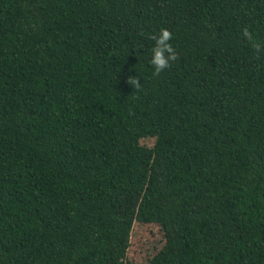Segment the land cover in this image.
Wrapping results in <instances>:
<instances>
[{
    "label": "trees",
    "instance_id": "1",
    "mask_svg": "<svg viewBox=\"0 0 264 264\" xmlns=\"http://www.w3.org/2000/svg\"><path fill=\"white\" fill-rule=\"evenodd\" d=\"M0 264H264V0H0Z\"/></svg>",
    "mask_w": 264,
    "mask_h": 264
},
{
    "label": "clouds",
    "instance_id": "2",
    "mask_svg": "<svg viewBox=\"0 0 264 264\" xmlns=\"http://www.w3.org/2000/svg\"><path fill=\"white\" fill-rule=\"evenodd\" d=\"M243 36L249 41H253V37L247 28L243 29ZM155 41V46L152 49V58L150 64L154 68L153 75L158 76L164 69L170 67L171 62L176 61L178 56L174 51L172 44L169 42L172 39V34L166 29H161L159 35L151 37ZM252 47L256 53L261 51L259 43H252ZM127 83L132 88L139 89L140 81L138 78L129 77Z\"/></svg>",
    "mask_w": 264,
    "mask_h": 264
}]
</instances>
